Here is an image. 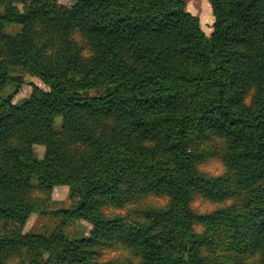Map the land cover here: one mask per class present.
Segmentation results:
<instances>
[{
  "label": "trees",
  "instance_id": "obj_1",
  "mask_svg": "<svg viewBox=\"0 0 264 264\" xmlns=\"http://www.w3.org/2000/svg\"><path fill=\"white\" fill-rule=\"evenodd\" d=\"M209 2L207 36L184 0H0V264H264V0Z\"/></svg>",
  "mask_w": 264,
  "mask_h": 264
},
{
  "label": "rangeland",
  "instance_id": "obj_2",
  "mask_svg": "<svg viewBox=\"0 0 264 264\" xmlns=\"http://www.w3.org/2000/svg\"><path fill=\"white\" fill-rule=\"evenodd\" d=\"M61 3L70 5L72 0H59ZM186 9L193 15L197 16L200 21V27L205 35H209L212 31L213 15L209 0H184ZM32 85H38L42 88H46L41 81L27 73L23 74V83L19 87L17 94L13 97V102L18 103L22 98L29 95ZM94 93H99L95 91ZM60 118H57L59 121ZM35 155L41 157L43 155V148L41 146L35 147ZM203 171L210 174L217 175L221 173L222 166L217 160H209L208 162L200 165ZM165 198L157 196H149L144 199V202L152 205H162L165 202ZM50 209L57 210L66 207L68 202V187L67 186H56L53 188L50 194ZM223 204H211L208 201L197 198L192 203L193 208L198 211H207L215 207L222 206ZM59 218L54 216H46L42 214H32L25 222L23 226V232L25 233H39L43 231H51L59 224ZM90 225L84 221H75L68 225H65L64 232L70 236H86L89 233ZM119 251H105V256L110 257L118 254Z\"/></svg>",
  "mask_w": 264,
  "mask_h": 264
}]
</instances>
